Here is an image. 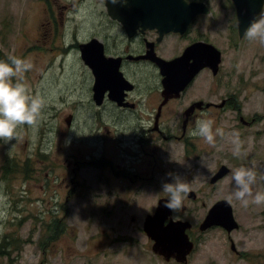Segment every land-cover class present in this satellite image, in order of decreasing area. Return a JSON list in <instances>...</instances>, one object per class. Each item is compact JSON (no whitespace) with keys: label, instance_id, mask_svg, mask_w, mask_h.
<instances>
[{"label":"rangeland","instance_id":"374dc122","mask_svg":"<svg viewBox=\"0 0 264 264\" xmlns=\"http://www.w3.org/2000/svg\"><path fill=\"white\" fill-rule=\"evenodd\" d=\"M205 1L210 14L194 24L193 34L207 37L221 52L222 63L216 76L202 73L195 80L186 102L228 100L230 108L206 116L214 120L213 130L221 128L225 136H217L211 146L190 134L187 149L183 140L165 141L158 158L159 190L149 187L143 195L146 202L126 206L97 189H85L83 197L75 193L66 201L64 178L70 179L77 168L66 165L69 158L77 162L69 150L90 163V178L96 173L92 94L88 83L83 84L86 69L73 46L97 35L104 0H0V60L10 55L31 60L33 69L23 82L46 102L36 126L18 128L10 143L0 140V264H177L155 256L143 231L159 196L168 199L161 183L169 180V172L186 179L196 196L184 199L186 212H173L193 227L195 248L186 264H264V205L229 202L234 190L231 172L240 166H255L253 191H264V44L239 37L231 0ZM261 14L264 7L257 18ZM70 115L75 116L74 127L66 134ZM78 120L88 123L81 127ZM180 127L173 126L174 136H180ZM233 132L239 133L246 153L239 158L233 155ZM107 150L110 158V147ZM221 166L229 173L210 184ZM28 170L36 172L31 185L22 177ZM25 187L29 192L24 193ZM221 200L231 206L238 229L227 233L212 226L201 231L208 211ZM62 219L66 230L56 239V221Z\"/></svg>","mask_w":264,"mask_h":264},{"label":"flooded vegetation","instance_id":"af4514ba","mask_svg":"<svg viewBox=\"0 0 264 264\" xmlns=\"http://www.w3.org/2000/svg\"><path fill=\"white\" fill-rule=\"evenodd\" d=\"M191 2L205 4L208 12L196 15L184 33L170 32L162 35L158 29L144 30L142 27L127 29L110 16L106 0H104L101 19H99L102 23L97 29V35L85 43H77L76 46H73L78 49L80 60L86 69L83 70V84L85 81L88 83L92 94L91 107L95 111L92 126L95 135H92L97 150L92 153L94 158L92 164L96 171V173L93 172L92 178L87 170L90 163L86 160H78V156L69 150L72 158L77 157V162L74 163V160L69 158L66 165L75 164L77 168H73V176L70 179L64 178L67 202L75 197V193L83 197L85 189L105 191L113 201L118 199L126 206L146 202L147 199L143 198L146 190L149 187L156 188V190L160 188L157 176L162 172L159 169L158 158L165 141L183 140L187 149L191 127L194 129L196 120L205 119L207 115L211 117L212 112L217 109L230 108L229 101L226 99H223L219 104L202 99L186 102L188 91L202 73H211L213 76L218 74L222 63V54L215 75L209 66H205L197 71L189 84L178 95L173 94L168 100L164 95L163 81L166 75L159 66V62H172L182 57L185 50L193 45L211 44L206 40L207 37L193 34L194 24L197 21L205 20L204 17L210 14L207 2L205 0H187V3ZM53 25L51 24V27ZM92 41H96L97 47L92 48L90 64L84 60L80 46ZM170 42L172 44H169ZM194 65L193 57L188 56L187 60H184L182 68L185 71L190 68L193 72L197 70ZM196 103H201V105H196ZM74 120V115H70L66 119V134L73 130ZM78 122L81 127H85L88 123L86 120H78ZM177 123L181 124L179 137L173 134V126ZM111 127L114 129L112 130ZM100 132L103 135H99ZM77 142L74 140V144ZM107 146L110 147L109 152L112 153L110 158H107ZM99 150L104 154L98 153ZM28 171L22 173V177L26 180L27 185H31L34 181L33 174L36 172ZM22 189H24V193H26L25 191L29 192V187ZM187 196L190 200L196 199L195 194L193 198L189 197V194ZM98 198L103 200V195H98ZM163 198L166 197L159 196L155 210L146 216L143 231L147 217L155 215L159 202ZM20 199L23 200L24 196ZM181 210L187 211L184 204ZM132 220L136 219L132 218ZM171 220L190 223L188 219L175 218L173 212L165 225L169 224ZM192 228L190 223L185 233L193 246V252L195 240L190 234ZM144 233L154 245L155 242L145 231ZM153 245L152 251L155 256L165 260L163 256L154 252Z\"/></svg>","mask_w":264,"mask_h":264},{"label":"water","instance_id":"95a60500","mask_svg":"<svg viewBox=\"0 0 264 264\" xmlns=\"http://www.w3.org/2000/svg\"><path fill=\"white\" fill-rule=\"evenodd\" d=\"M231 2L236 10L239 37L242 38L249 23L263 10L264 0H231ZM106 7L110 16L127 29L129 27H142L144 30L158 29L162 35L170 32L184 33L196 15L208 12L205 4L187 3L185 0H121L117 4H113L112 0H106ZM95 47H97L96 41L80 46L87 63L91 64L92 48ZM188 56L193 57L196 71L192 72L190 68H188L189 71H185L182 68ZM220 62L221 52L212 44H196L187 48L182 57L172 62L160 61L159 66L166 75L163 81L166 100L173 94L178 95L199 69L209 66L215 75ZM196 105H201V103H196ZM228 173L229 169L221 166L211 178L210 184H215ZM189 197L193 198L194 193L190 192ZM165 200L167 198L160 200L155 215L147 217L144 231L155 242L153 250L156 254L163 256L166 261L174 259L177 263H186L187 256L193 249L185 233L189 224L181 220H171L165 225V222L172 216V211L164 206ZM212 226L221 227L227 233L238 229L232 208L226 201H218L210 208L200 225V230L206 231Z\"/></svg>","mask_w":264,"mask_h":264},{"label":"clouds","instance_id":"9594fccd","mask_svg":"<svg viewBox=\"0 0 264 264\" xmlns=\"http://www.w3.org/2000/svg\"><path fill=\"white\" fill-rule=\"evenodd\" d=\"M121 0H112L113 4ZM187 2V0H185ZM244 36L249 41L258 40L264 44V14L254 18L244 31ZM33 69V63L26 58L9 56L7 61L0 60V140L5 144L17 138V129L22 126L34 127L43 118V110L46 107L45 99L40 95H34L26 86L25 73ZM214 120L211 118L198 119L191 132L193 137H200L207 144L215 146L216 137H224L225 132L221 128L213 130ZM233 137V155L241 157L246 153L241 150L239 133L230 134ZM201 165L206 166L201 160ZM169 180L161 183V191L168 194L164 206L172 212H179L183 207V201L191 192L190 183L179 174L169 172L166 174ZM257 181L255 166H240L232 170L231 182L234 185L229 202L233 199L241 202L245 207L252 203L264 205V191H253V185Z\"/></svg>","mask_w":264,"mask_h":264},{"label":"trees","instance_id":"16d2710c","mask_svg":"<svg viewBox=\"0 0 264 264\" xmlns=\"http://www.w3.org/2000/svg\"><path fill=\"white\" fill-rule=\"evenodd\" d=\"M24 166L25 165H22V167H24ZM56 222H57L58 225H57V228L54 231L57 232V234L55 235L56 236V239H57L58 236H60L66 230V223H65V220H63V219L62 220H59V221H56ZM57 229H59V230H57Z\"/></svg>","mask_w":264,"mask_h":264}]
</instances>
